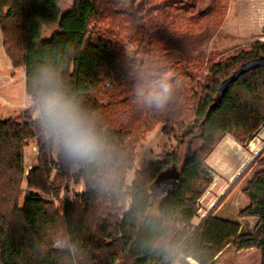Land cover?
<instances>
[{"label":"trees","instance_id":"obj_1","mask_svg":"<svg viewBox=\"0 0 264 264\" xmlns=\"http://www.w3.org/2000/svg\"><path fill=\"white\" fill-rule=\"evenodd\" d=\"M60 1L0 0L6 55L14 68L24 69L28 96L42 66L58 73L68 94L95 117L110 159L99 170L75 166L62 154L54 157L35 118L25 123L0 119V264H116L125 254L134 258L133 264H174L180 258L214 264L230 246L259 251L264 264V150L257 159L261 169L243 189L249 204L239 214L257 219L255 229L242 232L238 221L219 216L216 207L193 224L198 201L212 183L205 161L215 146L227 135L246 143L264 125V43L210 66L192 91L195 101L186 92L194 77L184 73L189 82L182 81L162 118L145 110L149 120L132 135L112 125L111 102L101 95L115 81H128L134 63L118 43L97 33L102 14L97 0H76L66 12ZM55 26L58 32L44 38V29ZM142 72L138 66L132 89ZM155 120L185 126L179 139L185 152L176 149L149 161L127 184L137 161L138 135ZM30 138H38L43 163L30 172L23 196L24 145ZM99 172L114 179L101 185ZM75 176L85 183V191L77 194L82 211L69 203L57 210L36 191L58 192L65 179Z\"/></svg>","mask_w":264,"mask_h":264},{"label":"rangeland","instance_id":"obj_2","mask_svg":"<svg viewBox=\"0 0 264 264\" xmlns=\"http://www.w3.org/2000/svg\"><path fill=\"white\" fill-rule=\"evenodd\" d=\"M97 1L102 13L95 23L97 33L118 43L128 60L135 65L130 66L128 81H115L101 98L111 102L108 117L112 125L124 126L132 135H136L149 120L147 111L135 102V86L133 89L130 87V82L137 78L135 72L138 66L142 74L154 73L151 77L153 80L167 76L169 83H175L178 78L188 83L184 73L192 74L195 87H190L186 92L195 101L192 91L202 84L210 66L248 50L255 43H264V0ZM75 2L61 0L59 6L66 12L73 8ZM56 32L57 26L45 28L43 37L50 38ZM4 42L0 30V119L13 118L20 123L32 121L35 117L29 107L30 96L26 94L24 69L12 66ZM8 88L14 90L13 94L9 92L11 96L5 92ZM161 116L157 115L158 118ZM150 126V130L142 128L138 135L137 161L127 177V184L132 182L136 170L149 161L172 150L182 149L183 154L185 152L186 146L181 145L179 140L185 126L181 128L174 122L164 120L152 121ZM263 135L264 125H261L254 138L246 143L240 144L234 137L227 135L215 146L205 161L213 178L212 183L198 201L194 225H198L216 207L219 216L238 221L242 232L248 233L255 229L257 219L239 218V214L249 204L243 189L261 169L257 159L264 150ZM58 154L54 150V157ZM23 160L25 173L21 192L24 196L28 192L27 178L30 172L43 163L38 138L26 140ZM76 170L73 168L72 172L76 173ZM36 191L57 210L63 211L68 203L77 206V212L83 210L77 203V194L85 191V183L77 176L65 179L58 192ZM151 214L158 215L154 208ZM134 261L132 256L125 254L116 264H133ZM174 264L191 262L189 258H180ZM214 264H262V255L255 249L236 251L230 246Z\"/></svg>","mask_w":264,"mask_h":264},{"label":"clouds","instance_id":"obj_3","mask_svg":"<svg viewBox=\"0 0 264 264\" xmlns=\"http://www.w3.org/2000/svg\"><path fill=\"white\" fill-rule=\"evenodd\" d=\"M153 75H141L134 88L135 102L145 110L163 114L178 97L183 84L179 78L175 83H169L167 76L153 80ZM33 81L29 107L45 140L50 141L55 152L73 165H91L99 170L110 159V151L95 117L68 94L59 74L50 67L42 66ZM99 178L101 185H106L114 176L99 172Z\"/></svg>","mask_w":264,"mask_h":264},{"label":"crops","instance_id":"obj_4","mask_svg":"<svg viewBox=\"0 0 264 264\" xmlns=\"http://www.w3.org/2000/svg\"><path fill=\"white\" fill-rule=\"evenodd\" d=\"M10 91H11V94L14 93V90H11V88H10V90H9V88H8V89L5 91V92L7 93L8 96H11V94L9 93ZM14 95H15V94H14ZM14 95H13V96H14ZM15 96H16V95H15ZM194 223H195V220H194ZM191 260H192V259H189L190 262H191ZM191 264H192V263H191ZM197 264H198V263H197Z\"/></svg>","mask_w":264,"mask_h":264},{"label":"bare ground","instance_id":"obj_5","mask_svg":"<svg viewBox=\"0 0 264 264\" xmlns=\"http://www.w3.org/2000/svg\"><path fill=\"white\" fill-rule=\"evenodd\" d=\"M264 136V135H263ZM233 144V143H232ZM191 263L192 264H197V262L196 261H194V260H191Z\"/></svg>","mask_w":264,"mask_h":264},{"label":"water","instance_id":"obj_6","mask_svg":"<svg viewBox=\"0 0 264 264\" xmlns=\"http://www.w3.org/2000/svg\"><path fill=\"white\" fill-rule=\"evenodd\" d=\"M169 181H170V179H169Z\"/></svg>","mask_w":264,"mask_h":264}]
</instances>
